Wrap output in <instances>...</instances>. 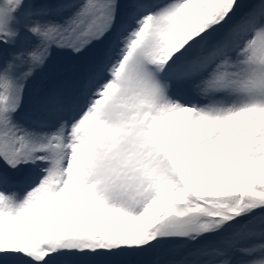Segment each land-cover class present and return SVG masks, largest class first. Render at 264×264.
Wrapping results in <instances>:
<instances>
[{
    "label": "snow or ice",
    "instance_id": "obj_1",
    "mask_svg": "<svg viewBox=\"0 0 264 264\" xmlns=\"http://www.w3.org/2000/svg\"><path fill=\"white\" fill-rule=\"evenodd\" d=\"M0 264H264V0H0Z\"/></svg>",
    "mask_w": 264,
    "mask_h": 264
}]
</instances>
